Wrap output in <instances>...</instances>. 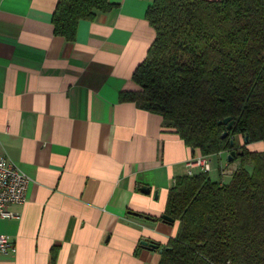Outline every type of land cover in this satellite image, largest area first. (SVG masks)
Returning a JSON list of instances; mask_svg holds the SVG:
<instances>
[{"label":"crops","instance_id":"obj_1","mask_svg":"<svg viewBox=\"0 0 264 264\" xmlns=\"http://www.w3.org/2000/svg\"><path fill=\"white\" fill-rule=\"evenodd\" d=\"M109 1L68 42L52 24L60 0H0V155L29 178L19 217L0 219L17 248L0 264H160L162 251L141 241L165 246L178 233L143 216L164 215L174 181L201 154L161 116L120 100L138 89L154 0Z\"/></svg>","mask_w":264,"mask_h":264},{"label":"trees","instance_id":"obj_2","mask_svg":"<svg viewBox=\"0 0 264 264\" xmlns=\"http://www.w3.org/2000/svg\"><path fill=\"white\" fill-rule=\"evenodd\" d=\"M113 8L60 0L54 32L74 42L81 21ZM146 20L155 39L133 74L138 89L120 100L161 116L201 156L243 153L229 183L208 174L175 180L164 215L179 230L157 243L160 264H264V150L247 148L264 143V0H154ZM227 118L233 127L222 138ZM236 135L248 143L231 146Z\"/></svg>","mask_w":264,"mask_h":264},{"label":"built area","instance_id":"obj_3","mask_svg":"<svg viewBox=\"0 0 264 264\" xmlns=\"http://www.w3.org/2000/svg\"><path fill=\"white\" fill-rule=\"evenodd\" d=\"M212 163L211 156L193 157L185 163L186 176L194 177L199 174L210 175L213 171ZM229 168L228 165L226 167L220 166L218 171L221 176L229 175L231 177ZM28 184L29 178L20 168L6 156L0 155V219H15L19 217V212L13 208L21 207L25 203ZM16 254L17 248L14 242L7 237L0 236V256L15 257Z\"/></svg>","mask_w":264,"mask_h":264},{"label":"water","instance_id":"obj_4","mask_svg":"<svg viewBox=\"0 0 264 264\" xmlns=\"http://www.w3.org/2000/svg\"><path fill=\"white\" fill-rule=\"evenodd\" d=\"M219 123H221V122H219ZM222 123L225 124V125H227L226 131L222 134V138H226L228 136V134H229V131L233 127V122H231L230 118H227ZM244 141H245V143H248V138H245ZM230 144H231V146H234L233 140H231ZM237 155L240 156V155H243V153L241 151H238V152H236L235 150L231 151L227 155V161L229 163H232L234 161V158ZM141 192L144 193V194H148L149 193V190H148V188H146V187L143 186L141 188ZM131 214L134 215V216H138V214H136V213H131ZM162 219L165 222H167V223H174V220L172 218L166 216V215H163L162 216ZM141 245L143 247H146V248L152 249V250H157L158 249V245L156 243H154V242H148V241L143 240V241H141Z\"/></svg>","mask_w":264,"mask_h":264},{"label":"rangeland","instance_id":"obj_5","mask_svg":"<svg viewBox=\"0 0 264 264\" xmlns=\"http://www.w3.org/2000/svg\"><path fill=\"white\" fill-rule=\"evenodd\" d=\"M220 161V162H219ZM212 164H213V171H212V173L210 174L211 175V177H213V176H215V177H213V178H211L212 180H215V181H217V182H220V183H222V184H226V183H229V181H230V176L229 175H224V176H221L220 175V173H219V171H218V168H220V166L221 167H226L227 165H228V163H227V161H226V158H221L220 160L219 159H213L212 160ZM233 163V162H232ZM231 164V163H230ZM237 163H234V164H231V165H236ZM234 166H231L230 168H229V171L231 172V177H232V175H233V173L238 169V167H237V169L235 170V169H232ZM215 174V175H214ZM209 175V176H210Z\"/></svg>","mask_w":264,"mask_h":264}]
</instances>
